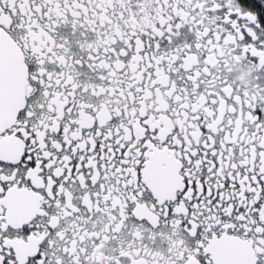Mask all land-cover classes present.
<instances>
[{"label":"snow or ice","instance_id":"6c2138e0","mask_svg":"<svg viewBox=\"0 0 264 264\" xmlns=\"http://www.w3.org/2000/svg\"><path fill=\"white\" fill-rule=\"evenodd\" d=\"M0 264H264V0H0Z\"/></svg>","mask_w":264,"mask_h":264}]
</instances>
